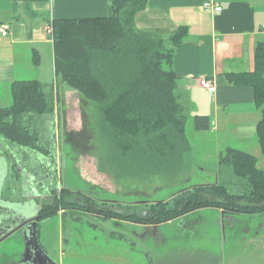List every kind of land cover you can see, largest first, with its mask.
<instances>
[{
  "label": "trees",
  "instance_id": "16d2710c",
  "mask_svg": "<svg viewBox=\"0 0 264 264\" xmlns=\"http://www.w3.org/2000/svg\"><path fill=\"white\" fill-rule=\"evenodd\" d=\"M146 2L112 0L107 16L53 19L54 71L60 83L92 103L98 156L109 174L172 179L188 172L193 162L187 118L175 95L177 78L172 63L184 33L179 29L165 39L156 31L137 27L135 15ZM252 60V71L226 76L234 84L252 88L260 111L255 141L264 155V41L255 45ZM37 61L34 52L33 63ZM43 87L36 79L10 83V104H0L2 142L33 146L40 140L41 145L34 147L49 153L43 134L34 128L39 120L53 115V94L45 93ZM192 124L196 132L210 129L206 115L192 117ZM224 151L217 170L231 168L242 182L239 193L215 182L186 188L178 196L150 204L143 213L126 214L123 208L88 197L81 198V205L92 214H117L120 219H146L153 224L181 216L197 205L263 212L264 169L256 166L252 153L233 147Z\"/></svg>",
  "mask_w": 264,
  "mask_h": 264
},
{
  "label": "rangeland",
  "instance_id": "374dc122",
  "mask_svg": "<svg viewBox=\"0 0 264 264\" xmlns=\"http://www.w3.org/2000/svg\"><path fill=\"white\" fill-rule=\"evenodd\" d=\"M54 89L43 87L49 95ZM10 101V93L1 90L0 104L8 105ZM52 101L50 128L45 118L34 128L38 127L39 135H47V131L52 134L54 188L58 192L123 208L128 214L143 213L150 204L166 201L171 195L178 196L177 192L197 185L219 182L228 185L233 193L242 191V182L231 168L217 170L219 157L225 152L218 140L214 146L199 143L201 150L195 158L191 155L190 169L176 178L113 176L104 169L98 156L92 103L76 92L64 101L54 93ZM186 127L188 135L194 131L192 119ZM45 143L48 148L47 141ZM13 145L7 148L0 139V152L7 153ZM44 150L41 153L47 156ZM245 150L253 153L256 166L264 169V155L258 145L247 146ZM18 176L21 174L16 170L10 174L11 191L16 187L18 191L21 181ZM14 195L19 197L18 193ZM221 211L216 206L197 205L181 216L158 224L146 219H120L117 214L101 215L102 218L67 217L63 221L51 219L42 223L46 225L41 230L40 240L57 264H264V232H254L261 224L257 215H235L240 223L234 228L222 229L219 223L228 218L225 216L228 213L223 217Z\"/></svg>",
  "mask_w": 264,
  "mask_h": 264
},
{
  "label": "crops",
  "instance_id": "0c3cea01",
  "mask_svg": "<svg viewBox=\"0 0 264 264\" xmlns=\"http://www.w3.org/2000/svg\"><path fill=\"white\" fill-rule=\"evenodd\" d=\"M205 1L214 2L221 10H205ZM111 2L0 0V24L9 26L5 36L0 33V91L8 93L14 80L36 79L46 88L55 87L53 94L63 101L75 93L55 75L53 37L46 26L55 18L107 16ZM135 24L165 39L183 30L182 41L173 51L175 95L187 122L196 115H206L210 121L208 131L188 135L199 136L189 137L192 156H198L199 143L214 146L217 140L223 150L233 147L246 151L247 146H257L255 127L260 111L252 88L230 82L226 74L252 71L254 47L264 41V0H147L145 8L136 13ZM202 78L212 81L214 91L203 89L199 83ZM50 124L49 120V128ZM47 133L50 140L52 134ZM33 158L39 164L46 161L43 153Z\"/></svg>",
  "mask_w": 264,
  "mask_h": 264
},
{
  "label": "flooded vegetation",
  "instance_id": "af4514ba",
  "mask_svg": "<svg viewBox=\"0 0 264 264\" xmlns=\"http://www.w3.org/2000/svg\"><path fill=\"white\" fill-rule=\"evenodd\" d=\"M41 137L46 139L44 142L47 141L48 143L49 153L47 156L45 155L46 161H42L40 164L36 163V159L33 158L36 154L41 153L38 148L41 145L40 140L33 146L14 144L12 150L7 153H0V175L5 174L3 186L0 190V264H16L19 253L22 252L24 247L22 228L30 221L35 220L36 235L41 246V230L46 225L42 223H47L51 219L63 221L67 217L84 216L89 218L93 215L102 218V216H106L104 213L92 214L89 212L84 205H81V198L63 195L62 192L55 190V169L52 163L53 140L51 138L50 140L47 139L46 135ZM4 145L8 148L5 143ZM36 145H38L37 148L34 147ZM13 170L21 174L20 177L18 176L21 180L18 191L17 187L13 191L10 189L9 177ZM14 193H18L19 197L15 196ZM62 199L68 201V204L63 202ZM24 202L29 207L24 211L15 212L16 204ZM75 211L77 213L74 214ZM225 213L226 211L223 210L220 214L224 217ZM227 213L225 216H228V220H222L219 223L222 229L225 227L234 228L240 223L235 215L250 214L257 215L256 219L261 223L254 228L255 234L264 232V211L234 213L228 210ZM26 214L25 220L27 221L23 220V216ZM247 227H249V224ZM45 230L47 231V229Z\"/></svg>",
  "mask_w": 264,
  "mask_h": 264
},
{
  "label": "water",
  "instance_id": "95a60500",
  "mask_svg": "<svg viewBox=\"0 0 264 264\" xmlns=\"http://www.w3.org/2000/svg\"><path fill=\"white\" fill-rule=\"evenodd\" d=\"M4 176V173L0 175V188L4 180ZM25 203L26 202L16 204L15 212H21V210L24 211L28 208V204ZM26 217L27 214L23 216V220H25ZM35 224V220H33L30 221V223L25 224L22 228L24 247L22 252L19 253V258H17L16 264H57V262L54 261L38 243Z\"/></svg>",
  "mask_w": 264,
  "mask_h": 264
},
{
  "label": "built area",
  "instance_id": "2783aa9c",
  "mask_svg": "<svg viewBox=\"0 0 264 264\" xmlns=\"http://www.w3.org/2000/svg\"><path fill=\"white\" fill-rule=\"evenodd\" d=\"M202 6L205 10H214V11H220L221 10V7L219 5H216L212 1H205ZM8 30H9V26L7 24H0L1 35L5 36L8 32ZM46 31L48 33H50L52 36V34H53L52 23H49L46 26ZM199 83L203 87V89H206L209 92L214 91V85H213L212 81H210L206 78H202V79H200Z\"/></svg>",
  "mask_w": 264,
  "mask_h": 264
}]
</instances>
